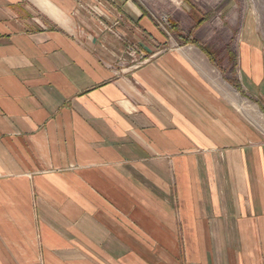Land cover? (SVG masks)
Listing matches in <instances>:
<instances>
[{
    "label": "crops",
    "instance_id": "0c3cea01",
    "mask_svg": "<svg viewBox=\"0 0 264 264\" xmlns=\"http://www.w3.org/2000/svg\"><path fill=\"white\" fill-rule=\"evenodd\" d=\"M146 12L0 0V264H264V125ZM239 48L244 105L264 57Z\"/></svg>",
    "mask_w": 264,
    "mask_h": 264
},
{
    "label": "rangeland",
    "instance_id": "374dc122",
    "mask_svg": "<svg viewBox=\"0 0 264 264\" xmlns=\"http://www.w3.org/2000/svg\"><path fill=\"white\" fill-rule=\"evenodd\" d=\"M131 1L138 8L147 11L148 17L166 39L161 47L152 35L143 37L158 49L159 52L156 50V54L168 50H179L182 46H195L177 39L173 28L174 23L183 37L191 36V39L197 42L195 47L202 48L213 55L211 60L218 66L223 79H229L231 86L236 89L237 110L243 114V108L250 106L247 109H250L248 113L252 116L250 118L252 130L259 133L264 125V99L257 100L254 95L257 89H253L252 93L249 92L251 94L249 101L244 99V105L240 101L243 98L241 93L248 94V92L242 88L240 79L242 67L239 47L243 41L256 42L260 45L264 57V0ZM130 48V57L135 60L134 67L153 55L151 53L148 55L141 43L132 44ZM132 50L136 53L134 54ZM259 125H262L260 129Z\"/></svg>",
    "mask_w": 264,
    "mask_h": 264
},
{
    "label": "trees",
    "instance_id": "16d2710c",
    "mask_svg": "<svg viewBox=\"0 0 264 264\" xmlns=\"http://www.w3.org/2000/svg\"><path fill=\"white\" fill-rule=\"evenodd\" d=\"M173 28H174L175 36L178 37L177 39L182 40L184 43L194 44L195 46L197 45V42H195L193 39H191V36L189 38L183 37L178 26L174 23H173Z\"/></svg>",
    "mask_w": 264,
    "mask_h": 264
},
{
    "label": "built area",
    "instance_id": "2783aa9c",
    "mask_svg": "<svg viewBox=\"0 0 264 264\" xmlns=\"http://www.w3.org/2000/svg\"><path fill=\"white\" fill-rule=\"evenodd\" d=\"M132 52H133V50H132ZM133 53L135 54V53H136V51H134Z\"/></svg>",
    "mask_w": 264,
    "mask_h": 264
}]
</instances>
